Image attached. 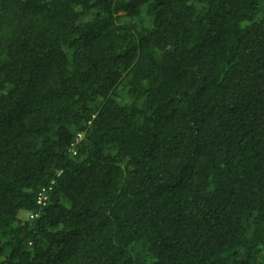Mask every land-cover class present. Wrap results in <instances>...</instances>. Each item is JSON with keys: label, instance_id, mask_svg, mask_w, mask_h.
<instances>
[{"label": "trees", "instance_id": "obj_1", "mask_svg": "<svg viewBox=\"0 0 264 264\" xmlns=\"http://www.w3.org/2000/svg\"><path fill=\"white\" fill-rule=\"evenodd\" d=\"M0 264H264V0H1Z\"/></svg>", "mask_w": 264, "mask_h": 264}, {"label": "built area", "instance_id": "obj_2", "mask_svg": "<svg viewBox=\"0 0 264 264\" xmlns=\"http://www.w3.org/2000/svg\"><path fill=\"white\" fill-rule=\"evenodd\" d=\"M81 137V135H79V138ZM45 198L43 196H40L39 200H38V203L41 204L42 201L44 200Z\"/></svg>", "mask_w": 264, "mask_h": 264}, {"label": "rangeland", "instance_id": "obj_3", "mask_svg": "<svg viewBox=\"0 0 264 264\" xmlns=\"http://www.w3.org/2000/svg\"><path fill=\"white\" fill-rule=\"evenodd\" d=\"M27 218V215H25V214H22L21 216H20V219H26Z\"/></svg>", "mask_w": 264, "mask_h": 264}, {"label": "clouds", "instance_id": "obj_4", "mask_svg": "<svg viewBox=\"0 0 264 264\" xmlns=\"http://www.w3.org/2000/svg\"><path fill=\"white\" fill-rule=\"evenodd\" d=\"M1 1V0H0Z\"/></svg>", "mask_w": 264, "mask_h": 264}]
</instances>
